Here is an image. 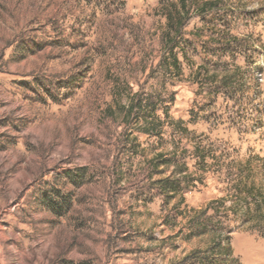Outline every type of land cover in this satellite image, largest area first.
<instances>
[{
    "label": "rangeland",
    "instance_id": "374dc122",
    "mask_svg": "<svg viewBox=\"0 0 264 264\" xmlns=\"http://www.w3.org/2000/svg\"><path fill=\"white\" fill-rule=\"evenodd\" d=\"M186 1L173 72L179 0H0V264H196L214 243L215 264H264V0ZM159 153L184 158L181 205L151 190Z\"/></svg>",
    "mask_w": 264,
    "mask_h": 264
},
{
    "label": "trees",
    "instance_id": "16d2710c",
    "mask_svg": "<svg viewBox=\"0 0 264 264\" xmlns=\"http://www.w3.org/2000/svg\"><path fill=\"white\" fill-rule=\"evenodd\" d=\"M186 4V0H179V6L171 5V7L167 8L165 10L166 12H164L167 25V31L164 34V38L166 41L165 52L167 57H165V54L163 55L162 66L168 69L170 68L171 70H173V72L179 71V61L177 59V54L175 53V50L178 48V46L176 45V40L181 36L187 14L190 10ZM214 6L215 5H213L211 2H206L200 7V10L203 12L205 8ZM136 96L138 97V101L136 100ZM157 110L158 109L157 107H155L154 100H152L151 96L148 99H143L139 98L138 95H135V100H133L132 104L127 108V114L131 115L132 113V119L135 118V123L140 128L139 133L143 135H150L152 134L153 130H160L163 124L160 118L155 115ZM164 117L168 119L167 112H164ZM140 122H142V124H140ZM175 124L178 126V124L181 125V122L176 121ZM181 134L188 136L190 132L186 128L181 126ZM198 150L199 149L197 147H194L192 149V155L197 158L199 156V154H197L199 152ZM172 154V157L165 158L164 155L159 153L152 159L148 160L147 166L150 172L147 178L149 180H152V175L162 173V171H159L161 168H170L171 166H173L169 176L152 181L151 190H155L158 195L163 196L166 200H171L174 199L175 196H178V205H181L184 202L183 194L185 192V189L188 188L187 184L190 177L187 174V166L184 163V158L179 163L176 160L177 153ZM181 155L184 156V153H181ZM204 158L205 157H202L201 160H204ZM191 181H193V179H191ZM208 208H210V206H208ZM182 214L183 213H178V216ZM197 214L198 215L196 217L191 218L188 221L189 237L202 235L207 230L205 227V225L207 224H204L206 223V220L202 219L207 214V209ZM230 252V247H227V249H225L221 248V245L219 243H214L209 249H207V254L205 256H202V259H199L200 252H192L184 258V262L193 259L194 263L196 264H205L207 262V259L209 258L208 264H215L216 261L214 260H217L219 255L229 258L231 255Z\"/></svg>",
    "mask_w": 264,
    "mask_h": 264
}]
</instances>
